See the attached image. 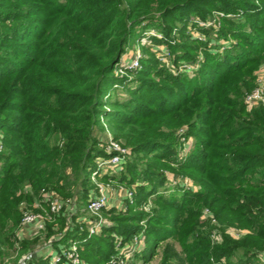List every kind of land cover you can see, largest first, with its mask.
Returning <instances> with one entry per match:
<instances>
[{
    "label": "trees",
    "instance_id": "obj_1",
    "mask_svg": "<svg viewBox=\"0 0 264 264\" xmlns=\"http://www.w3.org/2000/svg\"><path fill=\"white\" fill-rule=\"evenodd\" d=\"M215 8L221 22L200 26ZM150 24L162 31L150 36L170 48L172 67L149 54L125 80L126 94H111L124 79L116 63ZM174 26L179 40L171 41ZM199 50L189 74L182 64ZM263 63L264 0H0L1 262L64 230L61 240L78 239L88 264H110L117 240L141 231L134 259H150L163 242L158 264L263 263L264 103L245 102ZM102 119L128 147L115 174L135 185L125 208H105L111 222L94 234L79 229L84 222L68 227L62 211L19 238L22 200L35 208L45 189L77 209L87 202L95 159L107 154ZM179 174L196 188L171 183L168 191ZM204 207L216 223L201 216ZM229 226L245 232L234 238Z\"/></svg>",
    "mask_w": 264,
    "mask_h": 264
},
{
    "label": "built area",
    "instance_id": "obj_2",
    "mask_svg": "<svg viewBox=\"0 0 264 264\" xmlns=\"http://www.w3.org/2000/svg\"><path fill=\"white\" fill-rule=\"evenodd\" d=\"M219 14L221 15L223 13L219 12ZM226 15L232 16L233 14L226 13ZM198 23L200 26L213 24L211 18L208 20H199ZM149 35H155L157 37L162 36L160 33L155 31H151ZM194 35L200 39H206L203 38V34L201 35L197 33ZM157 51L156 58L159 60V62L169 66V61L171 60L172 62V52L170 48L167 45L160 46L159 44L157 45ZM123 56L124 53L120 56L118 62L115 65V74L118 73L117 70L122 71L123 69L125 70V68L135 69L136 67L140 66L141 54L138 50L131 54V60L128 62H123L121 60ZM198 62V60L196 62L185 61L182 64V67L187 72H190L198 66ZM169 67L172 66L170 65ZM182 67H179V69L181 70ZM245 102L249 106H256L260 103H264V63L260 65L259 69L257 70V85L250 92L246 93ZM103 125L106 128L105 151L107 154L105 156H99L95 159V166L90 172V179L92 182H94L95 186L86 202V209L90 214L93 215L92 219L88 222L83 219H78V216H76L74 220L71 219L77 209V204L74 202V200L69 198L62 199L57 193L43 189L40 191L39 197H36L32 203V206L35 208H30L25 200L20 202L21 217L17 230V236L19 238L23 237L28 232L30 235H33L40 230H44L46 223L52 221L53 215L62 211L64 214H68L69 216L67 223L68 227L71 228L75 220L77 223L84 222V226L88 232V235L98 231L102 225L108 224L107 219L103 217L100 212L103 210V208L108 206V197L112 189L111 186L109 187V184L100 182L97 180V178L103 174L111 175V173H114L117 169H120L127 156L128 147L124 146L118 140L112 138L111 134L107 130L108 128L105 122H103ZM2 149L3 143L0 139V151ZM186 149L187 146L183 149V151H186ZM109 170L111 172H109ZM171 183H178L186 188H192L193 185L187 184V180L183 176L173 177ZM131 195L132 191L128 190L125 197L130 198ZM145 207L148 208V205ZM201 216L210 218L214 223L217 222L212 211L207 207L202 209ZM29 225H32V230H27ZM63 231L64 230L58 231L54 235L50 236V238L44 239L42 241L41 245L46 249L48 255L45 256V261L43 264H87L80 255L79 240L73 239L71 237L61 240L64 235ZM225 232L234 238H238L243 232H245V230L229 226L225 229ZM142 237L143 233L141 231L134 234L128 243L121 244V241L117 240L118 251L110 257V264H126L140 247L139 245ZM220 238L221 234L218 230L212 231V242H217L220 240ZM33 254V250L22 253L14 264H28ZM0 264L4 263L0 260Z\"/></svg>",
    "mask_w": 264,
    "mask_h": 264
},
{
    "label": "rangeland",
    "instance_id": "obj_3",
    "mask_svg": "<svg viewBox=\"0 0 264 264\" xmlns=\"http://www.w3.org/2000/svg\"><path fill=\"white\" fill-rule=\"evenodd\" d=\"M219 12H222V11H220V10H218L217 8H215V9H212L211 11H210V13H209V16H208V18H207V20L208 19H210L211 18V20H212V22L213 23H216V24H218V22L220 23L221 22V16H220V14H219ZM224 13V12H223ZM193 19H196V17L195 18H193ZM203 26H205V25H203ZM187 27L188 28H191L190 27V24L189 25H187ZM194 30H192V33H194V34H197V33H199V34H203L204 35V37L203 38H206V33H204V31H197L196 29L198 28L197 27V25H195L194 27ZM196 28V29H195ZM151 31H155V32H158V33H160L161 35H162V31L161 30H159V28H157L156 26H154V25H152V24H150V25H148L146 28H145V30L142 32V34H141V36L136 40V41H134L128 48H127V50H126V52L124 53V56L122 57V61L123 62H125V61H130L131 60V54L134 52V51H139L140 52V54H141V58H143V57H146L147 55H149V54H154V56H156V53L158 52L157 51V45H159L160 44V46H166L167 44L165 43V42H159V41H155L150 35H149V33H151ZM144 33H146V34H144ZM209 36H212V35H209ZM179 32H178V28H176L175 26H174V28L172 29V31H171V35H170V38H171V41H174V40H179ZM198 38V37H197ZM199 40H202V39H200V38H198ZM211 39H213V38H211ZM227 40L228 39H226V38H223V39H219V41L220 42H222V43H226L227 42ZM202 55H203V52L202 51H198L197 53H196V56L193 58V60H191L190 62H196L200 57H202ZM198 56V57H197ZM169 66L171 65L172 66V62H171V60L169 61V64H168ZM198 65H199V62H198ZM142 66V63L140 64V66L139 67H136V69L137 68H140ZM126 67V66H125ZM117 75L118 76H121L122 78H124L123 79V81H121L120 83H116L115 85H114V87H113V90H112V92H111V94H115V95H117V96H123V95H125L126 94V92H127V86H128V84L127 83H125L126 81L125 80H130L131 78H133V76H135L134 75V73H135V71H134V69H130V68H125V70L123 69L122 71H120V70H117ZM193 72V70L192 71H190V72H188L189 74L190 73H192ZM105 120L104 119H102V123L104 122ZM108 130V129H107ZM109 131V130H108ZM100 135H102V137L103 136H106V128L104 127L102 130H100ZM109 133H110V131H109ZM187 139H188V141L187 142H185V144L184 145H186V144H188V143H190L191 142V140H193L191 137H187ZM104 147H105V144H104ZM121 170H122V168H120V169H117L114 173H111V176L110 175H106V174H103L102 176H100V177H98L97 178V180L98 181H100V182H103V183H106V184H109V187L111 186V189H112V191L111 192H113L112 194H115V193H118V195H119V199H117V200H115V198H114V200L112 199V201H111V203L112 202H115V206L116 205H118L117 207H119V208H125V206H126V204H125V201H126V197H125V195H126V192L128 191V190H131V191H133L134 190V187H135V185L134 184H132L131 186H129V185H127L124 181L122 182V181H118L117 179H116V177H115V174H117V173H119V172H121ZM109 172H111L110 170H109ZM114 175V176H113ZM173 177H177V176H183L186 180H187V184H192L193 182L191 181V178L189 177V176H187V175H172ZM90 181H91V183L93 184V186H95V184H94V182H92V180L90 179ZM172 185H171V182H170V184L168 185L167 184V190L169 191V190H172L173 188L171 187ZM192 188H196V185L195 184H193L192 185ZM129 199H131V197L129 198ZM151 204H152V201L150 200V199H148V201L144 204V208L145 209H147V210H150V207H151ZM146 205H148V208H146L145 206ZM78 206V205H77ZM108 206H111V205H108ZM107 206V207H108ZM107 207H105V208H107ZM79 209H78V213H77V215L76 216H78V219H83V220H85V221H90L91 219H92V217H93V215L92 214H90L88 211H87V209H86V203L84 202V204H79V207H78ZM105 208H103V210L100 212V214L103 216V217H105L106 219H107V221L108 222H111V219L109 218V216H108V214L107 213H105ZM76 214V213H75ZM86 222V223H87ZM76 224H78L77 222H76V220L73 222V225L72 226H76ZM84 224V223H83ZM71 226V227H72ZM85 228V226L83 225V226H79V229H84ZM100 230V229H99ZM99 230L98 231H96L95 233H97V232H99ZM94 234V233H93ZM78 240V239H77ZM79 243H80V241H79ZM116 243V242H115ZM128 243V242H127ZM38 245H40V243H38ZM143 245V240H141V242H140V247L138 248V250L141 248V246ZM162 245H163V242H161L160 244H159V246H156V248H155V253L153 254V256L149 259V257H148V255L145 257V258H143L142 256H137L135 259H134V257L132 256L131 257V259L126 263V264H158V262H159V260H160V254H161V248H162ZM137 250V251H138ZM118 251V250H117ZM116 251V252H117ZM146 253L145 254H148L149 252L148 251H145ZM81 255V254H80ZM10 257V258H9ZM9 257H7L6 259H5V261H8V260H10L9 262H8V264H14L15 262L13 261L14 260V257L10 254L9 255ZM82 257V256H81ZM148 257V259L146 260V261H143V259H146ZM83 258V257H82ZM83 260H85V262L87 263V261H86V259H83ZM4 263V262H3ZM34 262H32V264H33ZM110 263V262H109ZM36 264H38V262H36ZM88 264V263H87ZM261 264H264V261H263V263H261Z\"/></svg>",
    "mask_w": 264,
    "mask_h": 264
},
{
    "label": "crops",
    "instance_id": "obj_4",
    "mask_svg": "<svg viewBox=\"0 0 264 264\" xmlns=\"http://www.w3.org/2000/svg\"><path fill=\"white\" fill-rule=\"evenodd\" d=\"M101 141L104 143V142H106V136H101ZM103 146H104V144H103ZM105 148V147H104ZM111 176V175H110ZM113 192H111L110 193V195H109V197H108V205H111V206H115V202H112L111 203V201H112V199L114 200V198H115V200H117V199H119V195H118V193H115V194H112ZM116 206H118V205H116ZM108 207H110V206H108ZM77 211H78V209H76V211H75V213H77ZM74 213V214H75ZM27 230H32V225H29L28 227H27ZM24 236H32V235H30V233L28 232V233H26ZM23 236V237H24ZM41 243L42 242H40V245H36L34 248H32L31 250H33V252H34V254H33V256H32V258H34V257H36V258H39V259H42L43 260V262L45 261V256H48L47 255V251H46V249L45 248H43L42 247V245H41ZM31 258V259H32ZM30 259V260H31ZM30 260H29V262H30ZM29 262H28V264H29ZM41 262V261H40ZM43 262H42V264H43ZM36 264V263H35Z\"/></svg>",
    "mask_w": 264,
    "mask_h": 264
}]
</instances>
